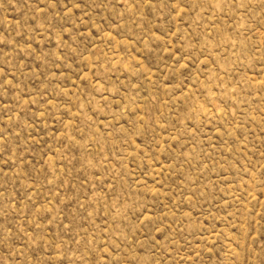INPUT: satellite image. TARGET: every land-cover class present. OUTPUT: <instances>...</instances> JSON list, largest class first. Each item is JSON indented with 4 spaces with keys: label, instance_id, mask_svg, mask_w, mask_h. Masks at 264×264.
Returning a JSON list of instances; mask_svg holds the SVG:
<instances>
[{
    "label": "rangeland",
    "instance_id": "rangeland-1",
    "mask_svg": "<svg viewBox=\"0 0 264 264\" xmlns=\"http://www.w3.org/2000/svg\"><path fill=\"white\" fill-rule=\"evenodd\" d=\"M0 264H264V0H0Z\"/></svg>",
    "mask_w": 264,
    "mask_h": 264
}]
</instances>
